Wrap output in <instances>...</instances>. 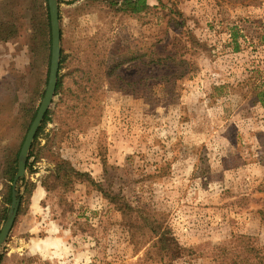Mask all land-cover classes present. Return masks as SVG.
Segmentation results:
<instances>
[{"label": "rangeland", "instance_id": "374dc122", "mask_svg": "<svg viewBox=\"0 0 264 264\" xmlns=\"http://www.w3.org/2000/svg\"><path fill=\"white\" fill-rule=\"evenodd\" d=\"M58 1L66 93L55 95L41 157L20 183L4 264H160L152 242L135 246L96 184H56L59 161L154 213L196 248L191 264H211L234 234L264 247V107L254 100L264 0H148L154 7L139 15L110 0ZM47 3L0 0V206L9 188L12 196L8 154L22 147L35 118L26 111H38L48 83ZM190 31L208 50L190 46ZM152 52L175 62L154 70ZM122 61L112 86L105 67Z\"/></svg>", "mask_w": 264, "mask_h": 264}, {"label": "trees", "instance_id": "16d2710c", "mask_svg": "<svg viewBox=\"0 0 264 264\" xmlns=\"http://www.w3.org/2000/svg\"><path fill=\"white\" fill-rule=\"evenodd\" d=\"M88 1V0H87ZM47 3V0H45ZM110 5L116 10H123L130 12L132 15H139L140 13L147 11L154 6L150 5L148 0H110ZM161 3V0H159ZM172 15L179 16L181 15L177 7L170 9ZM46 15H47V26L50 28V14L48 9V3L46 5ZM176 22L178 20L173 17ZM187 42L190 43L191 47H194L200 50H208L207 44L200 42L199 39L190 31L188 34ZM233 40L238 44V39L236 34H232ZM187 46V45H186ZM239 46V45H237ZM236 49H239L238 47ZM140 56V55H139ZM131 57L132 58H140ZM183 58V57H181ZM175 58L168 55H157L156 52H152L149 56L148 65H152L154 70L163 71L161 67L168 66V63L175 62ZM184 60V58H183ZM182 60V61H183ZM66 62V55L62 49L61 60L59 67V75L56 87V95H60V102L63 101L66 89L64 87V74H61L60 71L63 69ZM124 63V61L117 64L106 65V75L108 78L114 77V81L110 84L115 86L120 83V73L118 68ZM169 67V66H168ZM177 76L182 77L188 73L187 67L184 71H178ZM160 79H165L164 74L160 75ZM255 96L254 100H257L264 107V79L260 81L255 86ZM59 102H56V104ZM36 109L33 110V107L30 110H27V115L30 120H33L36 114ZM51 118V111L48 109L42 125L38 129L34 143L29 153L28 163L31 157L35 158V161L39 160L41 157L42 148L37 147L38 138L44 132L47 121ZM22 144V143H21ZM21 149V145L14 151L10 152L7 157L6 167L4 170L5 175L7 176L9 182L14 180L15 174L17 172V162L18 156ZM52 177L55 179L56 184L58 180H63L65 184L74 183V180L80 181H89L98 186L103 196L108 200V202L121 213L123 222L128 225V230L130 233V239L135 243V246L139 249L140 246L146 245L148 242H152L155 246V255L160 264H177L176 261L182 260V264H191L192 258L196 254V248L185 247L179 244L176 238L173 236V233L169 227H165L164 223L160 222L155 214L150 210L144 208L141 205H136L131 203L127 196L120 193H115L113 190L107 189L103 184L95 182L90 174L87 172H81L76 169L71 163L67 161H59L55 172L52 173ZM46 188L49 190V185L46 184ZM262 192L264 193V185H262ZM263 207L258 209V213L264 219V195L261 197ZM12 200L11 190L9 188L7 196L3 197V204L0 206V227L2 223L7 218V204ZM164 222V220H163ZM229 243V244H228ZM227 244L218 246L214 256V259L211 264H264V247L258 246L254 236L249 234H234ZM151 253H149L150 255ZM153 259L152 256H149ZM8 259L6 253H0V264H4Z\"/></svg>", "mask_w": 264, "mask_h": 264}, {"label": "water", "instance_id": "95a60500", "mask_svg": "<svg viewBox=\"0 0 264 264\" xmlns=\"http://www.w3.org/2000/svg\"><path fill=\"white\" fill-rule=\"evenodd\" d=\"M50 22H51V62L46 91L38 108L36 116L31 123V126L26 134L25 140L19 152L17 162V172L12 183V200L7 213V218L0 229V252L5 244L15 219L18 215L20 206V183L27 176V162L30 150L35 140L36 133L50 108V105L55 97L59 67L61 60V28L59 17V1L48 0Z\"/></svg>", "mask_w": 264, "mask_h": 264}, {"label": "crops", "instance_id": "0c3cea01", "mask_svg": "<svg viewBox=\"0 0 264 264\" xmlns=\"http://www.w3.org/2000/svg\"><path fill=\"white\" fill-rule=\"evenodd\" d=\"M39 198H40V195H38L37 197H35L36 200H39Z\"/></svg>", "mask_w": 264, "mask_h": 264}]
</instances>
